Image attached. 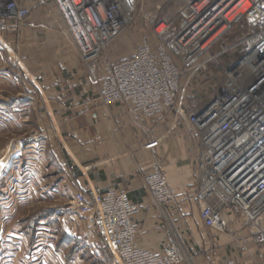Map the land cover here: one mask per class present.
Listing matches in <instances>:
<instances>
[{
  "label": "crops",
  "instance_id": "crops-1",
  "mask_svg": "<svg viewBox=\"0 0 264 264\" xmlns=\"http://www.w3.org/2000/svg\"><path fill=\"white\" fill-rule=\"evenodd\" d=\"M16 1L28 7L30 14L18 31L0 28V83L20 90L1 103L16 105V113L0 107V133L8 135L15 128L17 133L24 131L32 123V108L34 129L48 136L39 145L26 146L9 169L0 166V186L6 184L0 196L13 207L26 208L38 199L53 203L45 209L48 215L36 226L40 232L35 237L28 225L0 224V264H45L42 259L35 261L34 248L42 245L39 241L49 245L50 252L56 251L57 262L59 254L64 264L82 261L83 248L97 264H111L112 253L92 227L91 216L80 215L71 207L72 194L117 190L135 204H151L141 176L150 170L153 160L161 163L176 206L165 205L166 216L154 204L142 209L135 219L137 246L161 250L168 216L186 253V259L177 264H264V244L259 242L257 228L247 227L237 209L221 210L222 232L206 228L200 220L194 177L199 145L197 131L189 125V113L177 112L174 106L137 126L123 104L101 105L96 86L53 3ZM141 31L155 39L144 26ZM129 36L126 30L112 45L116 54L121 52L117 59L133 54L138 43L129 52ZM214 48L219 47L214 46L212 52ZM151 140L157 144L146 149L144 145ZM257 223L264 231V215ZM68 246L67 255H62Z\"/></svg>",
  "mask_w": 264,
  "mask_h": 264
},
{
  "label": "built area",
  "instance_id": "built-area-1",
  "mask_svg": "<svg viewBox=\"0 0 264 264\" xmlns=\"http://www.w3.org/2000/svg\"><path fill=\"white\" fill-rule=\"evenodd\" d=\"M50 1L96 86V99L106 106L123 104L137 126L171 107L178 112L186 88L213 58L233 55L214 96L188 114L199 145L195 200L206 228L224 231L221 210L233 207L247 227L256 226L264 244V231L257 227L264 215V0H163L159 20L150 24L155 39L141 33L133 54L117 60L109 51L136 23L137 0ZM29 14L16 0H0V28L18 31ZM236 25L241 34L227 42ZM214 46L220 50L211 54ZM45 138L42 131H32L14 139L12 149L39 145ZM156 144L151 140L144 146ZM141 178L151 204H135L122 191L106 190L75 191L70 205L91 216L92 227L112 253L111 264L181 263L186 259L184 244L168 216L161 250L135 242V219L143 208L154 204L166 216L164 206H176L158 160Z\"/></svg>",
  "mask_w": 264,
  "mask_h": 264
},
{
  "label": "rangeland",
  "instance_id": "rangeland-1",
  "mask_svg": "<svg viewBox=\"0 0 264 264\" xmlns=\"http://www.w3.org/2000/svg\"><path fill=\"white\" fill-rule=\"evenodd\" d=\"M137 3H138V12L136 15V19H137L136 23L129 30H127V34L130 35L128 39V44L130 46V50H128L129 52L133 50L134 45L139 42L140 37H141L140 34L141 32H143L141 31L142 26H144L145 29L150 30V24L159 20L158 18L162 13L161 10H164V7H165L163 0H137ZM242 30L243 29L240 27V25L234 26L228 32L229 34H228L227 42L230 41L231 38L238 37L241 34ZM113 49L111 48V50L109 51L110 53L113 52V55L112 56L110 55V56L112 60H116L117 58L121 57L120 56L121 52L118 50L117 51L118 54H116V51H113ZM217 49L214 48L212 53H216L218 50H220V49L218 50ZM117 55L119 57H117ZM225 57H226V60H220V58H223V57L213 58V61L209 64L210 66L207 67L205 70H203L192 81V83L189 84V86L186 88V91L184 92V96L182 97L183 98L182 106L179 112L183 110L185 113H189L199 103H202L208 100L209 98H212V96H214L216 90L219 89L222 83V71L230 55L225 56ZM14 70H15L14 72H17V74H19V71L16 68H14ZM19 91L20 90L18 88L10 87L9 85H7V88H6L5 85H2V83H0V107H3V108L9 107L10 109H13L12 114L16 113V111L13 108L16 105L11 104V105L4 106V105H1V103L3 102V100L6 99L5 97L7 95H11V94L14 95L16 92H19ZM2 104H5V103H2ZM31 110L32 111H31L29 118H31L32 123H28L27 124L28 126L24 128V131L17 133V131L19 130L15 128V129H9L8 131H10L11 133H8V135L7 134L2 135L0 133V161L2 162L0 163V166H2L3 169H6L7 167L6 163H9L12 159V156H13L12 154L14 153L12 149L14 139H22L25 134L32 132V131H38L37 129H34V126H33L35 124V119H33L35 115L34 113L35 110L33 111L32 108ZM0 111H2L1 108H0ZM47 136L48 134L46 133V137ZM25 147L26 146L21 148L22 153H24ZM10 152L11 154L9 155ZM6 156H7L6 160H3L2 158ZM12 162H13V159H12ZM5 186L6 184L5 185L2 184L0 186L1 187L0 194L1 192L4 191ZM1 197L3 196H0V200L3 199ZM6 201L8 200L0 201V202H5L4 204H0V224L1 226L7 227L11 223H19L21 225H28V229H30L31 234L34 237L37 233L39 234L40 232L38 230H35L36 226L40 224L39 222L42 218L47 217L48 215V211L45 209L49 208V206H51V204L53 203V202H47V201L44 202L43 200L39 201L38 199L36 201H32L30 204H28V206H26V208H23V207L21 208V206L13 207V204L11 203L10 205H8ZM4 211H5L6 217H4L5 214L1 215L2 213H4ZM10 213L12 215H10ZM42 220L45 221V219H42ZM36 239L40 240L41 238L38 237ZM39 243H42V245L34 248L35 256L38 258L35 260L36 262L42 259V262L44 261L45 264H64V262H62L63 260L60 259V254H59L58 262H57V260H55L57 258L54 254L56 251L52 253L53 251L50 252L49 245L43 244L42 241H39ZM55 247H58V246H55ZM38 249H41L42 251L41 250L39 251ZM43 249H46V250H43ZM68 250H70L69 246L64 247L62 251L63 252L62 255L66 256L68 253ZM81 250L83 254L82 255L83 258H81L82 261L76 260V264H97L95 259L93 258L90 259L87 257L86 252L83 248ZM67 264H70V262H67Z\"/></svg>",
  "mask_w": 264,
  "mask_h": 264
},
{
  "label": "bare ground",
  "instance_id": "bare-ground-1",
  "mask_svg": "<svg viewBox=\"0 0 264 264\" xmlns=\"http://www.w3.org/2000/svg\"><path fill=\"white\" fill-rule=\"evenodd\" d=\"M13 154L12 155H14V154H16V155H14V156H19L20 154H21V150L20 149H15V151L13 150ZM15 158V157H14ZM13 158V156H12V159H14ZM12 159H11V161L9 162V163H6V169H9L10 167H11V164H12Z\"/></svg>",
  "mask_w": 264,
  "mask_h": 264
}]
</instances>
